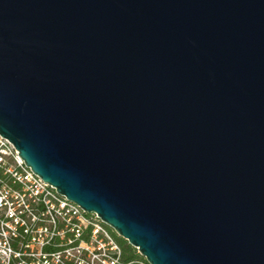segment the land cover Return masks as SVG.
Returning a JSON list of instances; mask_svg holds the SVG:
<instances>
[{
  "label": "water",
  "instance_id": "95a60500",
  "mask_svg": "<svg viewBox=\"0 0 264 264\" xmlns=\"http://www.w3.org/2000/svg\"><path fill=\"white\" fill-rule=\"evenodd\" d=\"M0 134L149 264H264V0H0Z\"/></svg>",
  "mask_w": 264,
  "mask_h": 264
},
{
  "label": "built area",
  "instance_id": "2783aa9c",
  "mask_svg": "<svg viewBox=\"0 0 264 264\" xmlns=\"http://www.w3.org/2000/svg\"><path fill=\"white\" fill-rule=\"evenodd\" d=\"M0 169L4 170L5 174L10 175L15 182L22 184V191L12 190L7 185H0V191L2 189L6 192L5 200H0V208L2 206H7V208H15L14 202L8 200V193L15 196L17 200H23L24 196L29 194L33 197L34 201L37 203H43L47 207V211L52 213L58 212L65 216L66 221V230L72 231L75 233V238L70 239L66 244H72L76 241L88 227L92 228V239L90 243L81 241L78 245L69 246L65 249L52 254V260L56 263L63 262L65 259L70 260L75 258L77 254L73 250H78L83 253L84 250H87L89 253V258L92 254L102 253L103 255V264H128L122 261V249L121 246L117 243L113 235L110 233L106 224L101 220L97 213H88L84 211L79 205L70 201L64 195L60 194L57 189L51 184L47 183L44 179L40 178L29 166H27L24 160L20 157L19 151L15 145L7 138L3 137L0 134ZM13 210H11L13 212ZM13 214H11L12 216ZM15 221L16 218H15ZM42 232H47L46 228L41 230ZM41 240V248L44 244L50 242L48 234L44 236L33 237L31 244L27 245L30 247L37 240ZM95 243L109 245V248L103 250L101 245H98L93 252L90 250V247H93ZM111 244V246H110ZM40 248L41 257H37L35 252L32 250L28 255L36 256L37 258L44 259L45 263H50V254L43 253ZM103 250V251H102ZM73 251V252H72ZM76 262L78 264H88L82 259L77 257ZM90 264H96L91 262Z\"/></svg>",
  "mask_w": 264,
  "mask_h": 264
},
{
  "label": "trees",
  "instance_id": "16d2710c",
  "mask_svg": "<svg viewBox=\"0 0 264 264\" xmlns=\"http://www.w3.org/2000/svg\"><path fill=\"white\" fill-rule=\"evenodd\" d=\"M0 185H7L12 190L22 191L23 186L15 182L13 178L0 169ZM8 200L13 201L15 208L7 211V206H2L0 210V240L7 238V244L10 247L11 254L7 264H48L44 259L28 255L31 251L27 245L31 244L33 237L44 236L48 234L50 242L44 244L41 248L43 253L50 254L49 264H78L77 257L90 264L89 253L84 250L82 254L76 255L70 260L65 259L63 262L56 263L52 260V254L59 252L66 247L78 245L81 241L87 243L92 239V228L88 227L82 235L72 244L66 245L70 239L75 238V233L66 230L65 216L58 212H48L43 203H37L29 194L25 195L23 200L15 199V196L8 193ZM11 214H13L11 216ZM15 218L17 221H15ZM14 227V228H13ZM43 228L47 232H42ZM3 231V232H2ZM112 232V231H111ZM4 235V236H3ZM121 246L123 262L128 264H149L138 249L133 247L127 240L113 232L112 234Z\"/></svg>",
  "mask_w": 264,
  "mask_h": 264
},
{
  "label": "rangeland",
  "instance_id": "374dc122",
  "mask_svg": "<svg viewBox=\"0 0 264 264\" xmlns=\"http://www.w3.org/2000/svg\"><path fill=\"white\" fill-rule=\"evenodd\" d=\"M6 192L2 189V191H0V200H5V194ZM1 210V208H0ZM13 210V208H10L7 209V211H11ZM110 231L111 234H113L114 229H112L111 227H109L108 225H106ZM14 228V227H13ZM112 231V232H111ZM3 232V231H2ZM117 234V233H116ZM118 235V234H117ZM4 236V235H3ZM114 237V236H113ZM8 240L7 238L4 236L3 239L0 240V264H7V261L9 260V257H10V254H11V250H10V247L9 245L7 244ZM41 240H37L35 241V243L31 246V251L33 250L36 254L37 257H41L40 255V248H41ZM98 245H101L103 248V250H106L109 248V245H106L105 243L103 244H99V243H95V245L93 247H90V250L93 252L96 248H98L97 246ZM111 246V244H110ZM102 250V251H103ZM74 252H76L77 254H81V252H79L78 250H73ZM72 251V252H73ZM91 259V262H95L96 264H103V255L102 253H95L91 255L90 257Z\"/></svg>",
  "mask_w": 264,
  "mask_h": 264
}]
</instances>
